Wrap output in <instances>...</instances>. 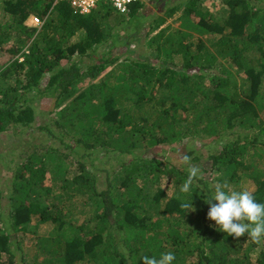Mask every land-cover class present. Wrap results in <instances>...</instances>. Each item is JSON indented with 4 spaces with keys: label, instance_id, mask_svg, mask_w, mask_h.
Listing matches in <instances>:
<instances>
[{
    "label": "trees",
    "instance_id": "1",
    "mask_svg": "<svg viewBox=\"0 0 264 264\" xmlns=\"http://www.w3.org/2000/svg\"><path fill=\"white\" fill-rule=\"evenodd\" d=\"M203 1H185L180 27L147 41L153 62L112 53L113 31L148 2L125 14L101 3L81 15L66 2L0 0V133L32 128L29 94L51 97L59 111L48 132L70 151L35 146L15 163L7 210L0 190V264L27 263V236L35 264H144L145 255L167 252L173 264H264V244L228 236L208 219L206 189L193 194L192 210L183 207L187 167L147 155L201 140L211 152L202 184L252 181L264 202V0H223L220 17ZM32 17L44 21L41 29L26 24ZM163 24L157 20L149 33ZM108 43L109 53L83 71L82 60ZM110 67L101 84L79 92ZM196 153L187 157L201 161ZM112 154L132 158L100 188L93 163ZM164 178L174 188L170 197ZM49 223L56 229L40 236Z\"/></svg>",
    "mask_w": 264,
    "mask_h": 264
},
{
    "label": "rangeland",
    "instance_id": "2",
    "mask_svg": "<svg viewBox=\"0 0 264 264\" xmlns=\"http://www.w3.org/2000/svg\"><path fill=\"white\" fill-rule=\"evenodd\" d=\"M187 0H151L148 2L147 9L141 11L136 19L131 23L125 26L116 27L113 31L115 38L114 48L112 43H108L101 47L96 48L95 57L85 58L81 63L82 70L87 72L92 71V67L95 64L94 60L102 58L106 56L110 49L112 48L113 56L120 57L121 60H125V58L132 59H147L151 61H155L154 55L150 53V49L146 45L147 41L154 39L155 36H159V34L163 31L171 33L174 29H178L181 25L180 19L182 12L184 11V2ZM103 6L100 4V7ZM203 9L209 10L216 16H224L227 8L223 4V0H204L203 1ZM175 12V13H172ZM3 12H2V4H0V22L2 20ZM163 19L164 24L158 29L154 30L151 34V28L154 27L155 22L157 20ZM28 26L32 27V20L30 19L27 23ZM84 38V33L78 34L74 38H72L71 43L76 44L79 43ZM154 52V51H152ZM151 54V55H150ZM75 61L79 62L80 57H75ZM178 63H180L181 59H177ZM110 67L106 72L100 74L95 80L90 78L83 82L82 87L79 92L87 89L92 84H101L106 78L107 73L112 69ZM88 72V73H89ZM209 84V81H206ZM10 83H13L12 81ZM44 83H47V79H45ZM27 104H31L35 109L36 120L32 124V128L30 129H10L4 133H0V190L4 194L3 207L7 210L8 199L7 194L9 191V186L13 176V168L15 163L21 162L23 157H26L28 153L31 152L33 147L40 146L45 148L46 150L50 147H55L58 149H62L63 152L69 154L68 149H64L54 138L49 134V129H54L53 125L56 117L57 110L55 99L51 97L41 98L40 96L34 97L33 94H29L27 96ZM57 129V128H56ZM205 142H201V140H196L189 145L188 142H185L180 145L175 146H166L159 151H150L147 153L150 158H159L163 161H169L173 165H177L179 167H187L188 164L185 163L184 157L188 156V154L195 150L197 151L196 155H202L201 161L194 162L192 157L190 158V164L201 169L203 176L206 179H209L210 170H211V162L207 160L208 155L211 152L206 151ZM77 148V147H76ZM80 151V149H77ZM144 151H139L138 154L143 155ZM113 156L108 159H103L102 161H96L93 163L97 168L96 171L99 178V186L100 188L107 187V178L110 176L112 179L117 175V173H121L122 164H128V161L132 158L131 156H123L118 158L117 155L112 154ZM76 159V156H72ZM118 158V160H117ZM91 159H83V163L86 165H90ZM90 167V166H89ZM72 168L74 170H78L77 165H73ZM162 187L167 190L168 197L172 196L174 193V188L171 183V180L168 178H164L162 182ZM247 188L254 192L255 183L250 181L249 183L241 182L240 184H235V188ZM56 226L49 223L46 225H42L39 229L40 236H48L54 230ZM24 252L26 254V264H35L34 263V254H35V242L32 240L31 236L25 237V242L23 245Z\"/></svg>",
    "mask_w": 264,
    "mask_h": 264
},
{
    "label": "clouds",
    "instance_id": "3",
    "mask_svg": "<svg viewBox=\"0 0 264 264\" xmlns=\"http://www.w3.org/2000/svg\"><path fill=\"white\" fill-rule=\"evenodd\" d=\"M184 161L188 164V176L180 186L183 207L192 210L193 194L206 189L207 198L203 200L209 205L207 217L219 231L233 238L247 236L255 244H264V202L258 201L252 190L233 188L227 181L217 182L208 189L201 183L204 180L201 169L192 166L187 156ZM175 259L172 252L162 253L159 258L147 255L142 258L144 264H173Z\"/></svg>",
    "mask_w": 264,
    "mask_h": 264
},
{
    "label": "built area",
    "instance_id": "4",
    "mask_svg": "<svg viewBox=\"0 0 264 264\" xmlns=\"http://www.w3.org/2000/svg\"><path fill=\"white\" fill-rule=\"evenodd\" d=\"M54 6L58 3L66 2L68 3L74 12L79 13L81 15H88L93 10H95L99 4L106 3L112 5L115 9H117L121 14H125L128 12L129 8L133 4H142L146 3L149 0H53ZM32 27L39 28L44 25V21H42L38 17H32Z\"/></svg>",
    "mask_w": 264,
    "mask_h": 264
}]
</instances>
